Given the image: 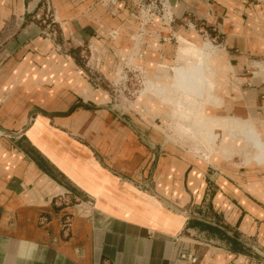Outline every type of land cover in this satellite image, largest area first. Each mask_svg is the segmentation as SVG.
Masks as SVG:
<instances>
[{
  "label": "crops",
  "instance_id": "crops-1",
  "mask_svg": "<svg viewBox=\"0 0 264 264\" xmlns=\"http://www.w3.org/2000/svg\"><path fill=\"white\" fill-rule=\"evenodd\" d=\"M147 2L0 0V264H264L237 243L264 244V153L238 132L246 123L264 144V73L252 69L264 61V0H167L165 18ZM43 7L73 44L94 47L109 80L132 60L158 80L173 69L169 87L150 78L171 121L160 106L116 113L109 89L43 36ZM209 33L215 81L207 55L196 75L197 55L180 53ZM176 96L202 107L200 124L176 114Z\"/></svg>",
  "mask_w": 264,
  "mask_h": 264
},
{
  "label": "rangeland",
  "instance_id": "rangeland-1",
  "mask_svg": "<svg viewBox=\"0 0 264 264\" xmlns=\"http://www.w3.org/2000/svg\"><path fill=\"white\" fill-rule=\"evenodd\" d=\"M148 5H152V1L150 0V2H147ZM153 6V5H152ZM148 8V6H147ZM152 11H155L154 9L151 10L150 14H152ZM166 11V10H165ZM157 12V11H156ZM37 14H40V16H38ZM145 14V13H144ZM157 14L159 15V17H163V15L165 14L164 11H161V13L157 12ZM149 16H146L145 14V20H148ZM152 17V16H151ZM165 18V16H164ZM165 20V19H163ZM33 21L38 23L40 25L41 28L44 29L45 33H43V36H45L46 38H48V40H50L53 43V47L55 50H57L60 53L66 54V55H71L76 63L78 64L79 68H81L82 72H84L88 78V80L96 87H102L104 89H109V91L111 92V95L113 97V101L112 103L117 107L118 111H116V113L121 115V111H122V116H128V117H135V116H139L141 117V115L143 117H147L148 115H153L154 114V108H158V106L161 107V109L163 110L162 115L163 118H165V122L169 123L171 121V115L169 114L170 109L172 108L171 104L169 102H160V99L157 97L152 96L150 93H145V95L140 96L141 95V91L144 87V82H146V80L148 78L154 79L153 77H151L150 75L147 74V72L143 71V69H141L138 65H136L134 63V61H130L128 63H125L124 66L121 68L119 67V71H122V75L123 78L117 80V78L119 77L118 74L113 78V79H108L106 78L103 74V76H101V72L99 73L97 68H96V62H95V51H94V47L92 48L91 46H85V47H78L77 45L73 44L71 42V39L68 40L67 37L64 35L63 32V28H61V20L59 18V16L53 11V9L48 8L42 11H37L34 12L33 14ZM194 23V21H193ZM206 33L205 31L202 32V34ZM214 36V35H213ZM203 41L205 42H209L211 44H213L214 47H209V43L206 44L207 47H190V49L186 50L185 54L187 56H191L192 55H197V58L200 60L203 59V57H205L207 55L208 57V63L207 65H211L210 63V58L212 55L216 54L218 52V46L216 45V42L213 41L212 39V35L206 34L203 35ZM195 51V52H194ZM194 52V53H193ZM203 57H202V56ZM183 56V55H182ZM185 57V56H183ZM186 58V57H185ZM192 60L194 62L190 67V69H192V71H194V73L199 74V72L201 70H203V68L200 66L201 62H199V60ZM185 60H179L176 62V65L178 63H181ZM205 63V62H203ZM189 64V63H188ZM175 66V65H174ZM186 66V65H183ZM212 66L208 69V71H205V74H209L210 72H214V69L212 68ZM247 69V68H246ZM253 71L257 74L260 73H264V61H261L260 63L257 62V64L255 65V67L252 68ZM178 72V77L180 78V76H183L186 73L185 69L182 68H177L176 69ZM171 79H166V80H158V79H154L157 80L159 82L160 85L162 86H167L169 87L171 85V83H173V69L171 70ZM212 72V73H213ZM214 73L212 74V79L215 81L216 76H214ZM101 77V78H100ZM100 78V79H99ZM197 78V84H193V88L195 89L196 93H192L190 94L194 99L195 97H199L200 96V92L198 91V89L201 88V85L199 82V78L200 77H196ZM196 80V79H195ZM236 82L239 80L240 83L243 84V79L242 78H236L234 79ZM209 85L211 87H213L214 83L212 82V80L209 82ZM188 86H191L190 84ZM198 86V87H195ZM192 88V89H193ZM214 93H216L215 89H214ZM196 94V95H195ZM214 94V95H215ZM215 97V96H214ZM176 100V114L179 117L184 118L185 116L192 118L194 120L195 123H201L202 117H203V109L202 107L200 108H196L194 106V108H192V110L189 111V109H187L186 106H184L181 102L180 99L178 98V96H176V98L174 99ZM167 127V129H166ZM165 127V130L167 131V133L169 135L172 136V134H176V139H178V141H181L182 143L186 144L187 146H190L191 143L192 145L198 143L197 140H195L194 138H190V137H185L184 135H182V137H179L181 135L178 134V132L170 130L169 129V125H167ZM195 128V130L193 131L194 134L195 132L199 133V125H194L193 126ZM197 134V133H196ZM187 136V135H186ZM187 139V142L184 141V139ZM190 139V140H188ZM184 141V142H183ZM191 143H188L190 142ZM248 146H251V144L247 143ZM201 148V146H199ZM252 147V146H251ZM210 155H216L214 153H211ZM217 157H219L217 155ZM220 159L223 160V158L219 157ZM244 158L241 155V153L237 152L234 157L230 160V161H234L236 163H240L241 161H243ZM225 161V160H223ZM240 242V246L239 249L242 251H246L249 252L250 255H252L253 257H255L257 260L260 261H264V256L262 254H260L258 251L255 250V247L258 248L259 250L264 251V244H262L260 242L259 239H248L246 241L241 240ZM248 253V254H249ZM262 261V262H263Z\"/></svg>",
  "mask_w": 264,
  "mask_h": 264
},
{
  "label": "bare ground",
  "instance_id": "bare-ground-1",
  "mask_svg": "<svg viewBox=\"0 0 264 264\" xmlns=\"http://www.w3.org/2000/svg\"><path fill=\"white\" fill-rule=\"evenodd\" d=\"M207 43H209L208 41L207 42H205V43H203L202 44V47L204 48V47H207L206 46V44ZM210 45H209V47H214L213 46V44H211V43H209ZM189 48V46H184V45H182L181 47H180V53H181V55H183V56H185L186 54H185V49H188ZM177 69V68H176ZM176 74H177V76H179L178 75V72L179 71H177L176 70ZM118 78H117V80H119V79H122L123 78V75H122V71L120 70V71H118ZM158 83V82H157ZM159 85V84H158ZM172 85H174V84H172ZM156 86L157 85H154V83L151 81V79L150 78H148L147 80H146V82H144V87H143V89H142V91H141V95L140 96H143V95H145V93H150V94H153L154 93V91L156 90ZM176 86V85H175ZM160 87V86H159ZM174 87V86H173ZM162 88V87H161ZM176 89V88H175ZM162 90H163V88H162ZM158 91L156 90L155 91V93H157ZM159 93V92H158ZM157 93V94H158ZM161 93H163V92H161ZM159 95V94H158ZM237 123V122H236ZM243 123V122H242ZM242 125V124H241ZM238 131V130H237ZM238 132H240V134H242V135H244L245 137H246V139H247V143L249 144H251V146L253 147V149H255V150H257V151H262V153H264V144L263 143H260L259 142V140L256 138V136H255V133H254V130L252 129V127L249 125H246V123L244 124V126H242L241 127V131H238ZM255 156V155H254ZM264 156V155H263ZM259 158V157H258ZM259 160V159H258Z\"/></svg>",
  "mask_w": 264,
  "mask_h": 264
},
{
  "label": "built area",
  "instance_id": "built-area-1",
  "mask_svg": "<svg viewBox=\"0 0 264 264\" xmlns=\"http://www.w3.org/2000/svg\"><path fill=\"white\" fill-rule=\"evenodd\" d=\"M167 3H168L167 0H152L153 9L159 13H161V11H164V13L166 12L165 10L167 8ZM37 15L40 16V14H37ZM164 16L165 14L163 15L162 18H164ZM43 32L45 33V31ZM181 256L187 259L193 258V255L188 252H183Z\"/></svg>",
  "mask_w": 264,
  "mask_h": 264
},
{
  "label": "water",
  "instance_id": "water-1",
  "mask_svg": "<svg viewBox=\"0 0 264 264\" xmlns=\"http://www.w3.org/2000/svg\"><path fill=\"white\" fill-rule=\"evenodd\" d=\"M112 109H114L115 111H118L117 107L113 104L111 105ZM121 114H122V111H121ZM193 216V215H191ZM255 250L258 251L260 254H262L264 256V251L262 250H259L258 248L255 247Z\"/></svg>",
  "mask_w": 264,
  "mask_h": 264
},
{
  "label": "trees",
  "instance_id": "trees-1",
  "mask_svg": "<svg viewBox=\"0 0 264 264\" xmlns=\"http://www.w3.org/2000/svg\"><path fill=\"white\" fill-rule=\"evenodd\" d=\"M237 243H238L239 246L241 245L240 242H237Z\"/></svg>",
  "mask_w": 264,
  "mask_h": 264
}]
</instances>
